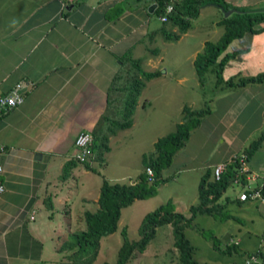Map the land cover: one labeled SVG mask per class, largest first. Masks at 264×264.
Returning <instances> with one entry per match:
<instances>
[{
  "label": "crops",
  "instance_id": "obj_1",
  "mask_svg": "<svg viewBox=\"0 0 264 264\" xmlns=\"http://www.w3.org/2000/svg\"><path fill=\"white\" fill-rule=\"evenodd\" d=\"M225 1L233 6L264 9V0ZM153 3L157 7L156 0H0V95L19 83L18 90L24 96L21 104L0 113V182L4 187L0 193V264L71 263L67 252L59 250V240L68 215L66 200L76 184L79 166L72 167L66 179L58 171L73 158L76 135L82 131L93 135L102 116L114 109L113 102L124 101L120 93L127 87V70L135 69L131 60L142 61L140 44L149 31L158 34L159 25L152 26L153 12H148ZM247 34L253 35L250 47L246 43L232 51L251 53L262 73L264 31L246 33L238 39ZM198 52L191 53L192 61ZM148 62H153L150 55ZM149 80L144 81L134 111ZM228 96L211 99L226 118ZM260 108L259 126L263 128V102ZM234 117L232 113L225 124L236 120ZM201 125L197 128L203 132L212 130ZM222 126L217 136H223L220 141L224 146L215 149L216 159L202 163L203 170L240 154L232 146L236 132ZM98 195L87 198L97 204ZM58 207L61 223L53 226V211ZM57 251L61 255L54 257Z\"/></svg>",
  "mask_w": 264,
  "mask_h": 264
},
{
  "label": "rangeland",
  "instance_id": "obj_2",
  "mask_svg": "<svg viewBox=\"0 0 264 264\" xmlns=\"http://www.w3.org/2000/svg\"><path fill=\"white\" fill-rule=\"evenodd\" d=\"M200 11V14L191 20L192 29H189L186 35L182 34L178 40H168L163 33L164 29L169 30L170 33H177L176 26H173L171 22L162 23L156 15L151 14L152 26L157 23L159 25L157 26L158 34H151L149 31L140 44L141 67L146 71L158 70L160 74L157 78L147 81L140 97L139 107L131 117L133 122L131 128L118 129L115 133L109 134L110 149L103 153V160L93 159L94 155H92L90 161L88 160L89 162L93 160L92 169L89 171L83 167L82 161L78 162L76 184L71 187V195L65 204L68 215L65 225L62 223L59 244L69 239L71 232L85 228L83 211L96 209L97 204L88 198L93 199V196L99 193L103 179L120 183L136 181L137 175L143 169L142 155L154 150V142L158 138L175 130L176 124L181 122L184 116V107L188 106L196 110L209 109L211 114H205L201 118V128L207 126L212 130L206 129L203 132L204 129L196 127L190 131L189 140L185 141V145L173 156L171 164L161 172V177L166 181L157 186L155 195L137 199L121 209L117 230L100 239L99 253L93 264L113 263L123 242L122 228L126 227L129 240H137L138 227L144 214L168 200L172 202L174 211L189 216V206L198 202V182L204 172L202 163L205 160L216 159L218 152L213 155L215 149L224 146L220 141L223 136H217L223 129L222 125L231 132H236L232 146L238 153L257 138L262 130L259 124L262 120L260 107L262 102L264 103V80L259 84L247 83L246 88L239 87L240 85H228L231 81L239 84V79L260 73L257 59L252 57L251 53L241 55L238 52L236 57L230 58L220 77L215 71L217 63L210 65L205 72L204 82L202 84L199 82L191 53L196 49L200 52L203 49L204 40L213 42L218 40L224 27L216 21L225 15L221 8L214 5H206ZM252 37L253 35L247 34L242 39L233 40L227 50L233 52L232 50L244 47L246 43L250 47ZM153 50L157 53L155 54ZM149 55L153 60L151 64L148 62ZM162 69H166V72H162ZM134 70H127V73L132 74ZM126 92L127 89L123 88L120 95L125 96ZM227 94L230 95L226 97L230 101L228 118L222 115V109L219 110L211 100L219 95ZM115 96L119 98L118 95L115 94ZM244 103H247V106ZM122 106V102H113L114 109L109 111L110 119L121 122ZM232 113L236 120L229 125L225 124ZM115 122L111 128H116ZM97 128L95 130L97 136L94 135L96 140L102 135L101 132H106V124L99 123ZM213 133L216 134L213 135ZM208 135L212 137L207 139ZM249 166L252 170L264 174V144L251 157ZM58 172L61 177L63 171ZM59 182L65 185L61 183V180ZM241 190L242 187L232 184L219 201L225 202L226 196L237 198ZM58 191L56 190V194ZM66 195H68L67 192ZM56 209L53 211L56 218L52 221L53 226L55 222L61 223L59 220L61 209L59 207ZM228 214L234 218L226 219ZM66 225L68 227H65ZM184 232L195 246L194 257L200 264H240L249 257V254L255 252L256 248L259 247L261 251H264V204L258 200L246 201L240 205L228 202L221 214L199 215L193 219L190 226L184 228ZM210 234L217 238L216 241L221 248H224L230 239H240L237 252L232 251L228 255L214 249ZM173 241L170 224L157 227L155 237L146 249L141 253L135 251L128 264H179L178 251ZM60 255V253L54 254V257Z\"/></svg>",
  "mask_w": 264,
  "mask_h": 264
},
{
  "label": "trees",
  "instance_id": "obj_3",
  "mask_svg": "<svg viewBox=\"0 0 264 264\" xmlns=\"http://www.w3.org/2000/svg\"><path fill=\"white\" fill-rule=\"evenodd\" d=\"M157 7L152 14L157 17L166 16V21L171 22L173 26L177 27L178 32H168L164 29V36L168 40H178L181 35L191 27V20L199 15L200 9L206 5H214L224 10L235 8L236 11L229 16H223L218 24L224 27L223 33L217 41L213 42L206 40L203 49L198 52L193 60V66L198 76L199 82L204 81L205 72L210 65L217 63L216 74L220 77L224 66L242 50L229 52L227 51L228 44L236 39L242 37L246 33H260L264 31V9H250L247 7L233 6L225 0H156ZM171 4L173 9L166 12V6ZM154 51V50H153ZM155 53L157 51H154ZM134 72L130 74L127 82V92L124 96L122 106L121 122L116 119H110V115L105 113L100 119L99 123L106 124V132H102L100 137H97L95 131L93 133V140L91 145L93 159L103 160V153L109 151L108 145L109 134L115 133L118 129L128 128L132 124V113L135 109L137 98L144 87L145 80H149L160 73L158 70L145 71L141 67L140 59L131 60ZM264 80V72L255 76L239 79V84L229 82V86L240 85L244 86L247 83H258ZM15 87V86H14ZM184 116L182 121L176 124L175 130L158 138L154 142V150L151 153H144L142 155L141 163L142 171L137 175V179L131 183L110 182L103 179L99 189L97 198V207L95 210H85L83 214L85 228L71 232L69 239L64 240L60 247V251L67 252L66 257L74 264H93L98 256L100 249V239L117 230L118 221L121 214V209L130 205L137 199H144L155 195L157 186L166 181L161 177L163 169L168 167L173 159L175 153L185 145V141L190 135V131L197 127L201 118L210 113L209 109L196 110L190 107L183 108ZM264 117V113H263ZM116 121V122H115ZM119 121V120H118ZM115 122L116 128H111ZM110 126H109V125ZM96 130V129H95ZM92 134V133H91ZM264 140V122L263 128L258 137L252 140L244 150L237 154V156L230 162L225 161L224 170L219 178L213 176V165L207 166L198 182V202L189 206V216L183 213L176 212L173 209L172 202L168 200L166 203L157 206L155 209L147 212L142 217L137 240H129L127 236L126 227H123L121 234L123 242L118 249L117 258L113 263L105 264H128L135 251L143 252L150 241L155 237L156 228L164 224H170L172 227V235L174 238L173 245L177 248V260L179 264H200L194 257L195 246L191 243L185 235L184 228L192 224L193 219L199 215L213 216L221 214L225 210L228 202L240 205L243 201L238 198L225 197V202L221 203L219 200L225 194L227 188L231 186L233 180L238 173L239 159L242 155L245 156L247 162L259 149ZM98 141V142H97ZM74 144V142H73ZM75 147V146H74ZM74 154V153H73ZM90 156V157H91ZM90 158L82 161L86 169H92L90 165ZM89 160V161H88ZM79 160L74 156L65 162L62 179H66ZM218 163V162H217ZM148 168L151 173L148 172ZM242 181H246L242 177ZM262 195L264 196V187L262 188ZM234 218L231 214L226 216V219ZM213 239V248L223 253L231 254L232 251L237 252L240 245L239 241L230 239L224 248H221L217 243V238L210 234ZM240 253V252H239ZM255 256L256 261L247 263L246 261ZM240 264H264V251L256 248L255 252L249 254V257Z\"/></svg>",
  "mask_w": 264,
  "mask_h": 264
},
{
  "label": "built area",
  "instance_id": "obj_4",
  "mask_svg": "<svg viewBox=\"0 0 264 264\" xmlns=\"http://www.w3.org/2000/svg\"><path fill=\"white\" fill-rule=\"evenodd\" d=\"M173 9L172 5L169 4L166 6V12H169ZM162 21H166V16H161ZM20 84L17 83L15 87L8 93L0 95V113L2 110H7L8 108L14 107L18 104H21L24 100V96L19 92ZM93 135L90 132H80L76 135L74 139L75 152L73 156L79 161H85L90 158L92 151ZM225 163H217L213 165V176L219 178L224 170ZM3 171L2 165L0 164V175ZM148 172L151 173V170L148 168ZM245 175L246 181L243 183L241 181V175ZM234 183L243 186L239 199L246 200H258L261 204H264V196L262 195V188L264 187V175H261L256 172L249 170L245 156L242 155L239 159L238 173L236 174ZM4 190L3 184L0 182V193ZM32 217V216H31ZM255 256H251L246 262L250 263L256 261Z\"/></svg>",
  "mask_w": 264,
  "mask_h": 264
},
{
  "label": "water",
  "instance_id": "obj_5",
  "mask_svg": "<svg viewBox=\"0 0 264 264\" xmlns=\"http://www.w3.org/2000/svg\"><path fill=\"white\" fill-rule=\"evenodd\" d=\"M155 7H156V4L155 3H153V4H151L149 7H148V12L149 13H152L153 11H154V9H155ZM222 10V9H221ZM234 11H236V9L235 8H230V9H228V10H224V16L225 17H227V16H229L231 13H233ZM166 71V69H162V72H165ZM39 156V155H38Z\"/></svg>",
  "mask_w": 264,
  "mask_h": 264
},
{
  "label": "clouds",
  "instance_id": "obj_6",
  "mask_svg": "<svg viewBox=\"0 0 264 264\" xmlns=\"http://www.w3.org/2000/svg\"><path fill=\"white\" fill-rule=\"evenodd\" d=\"M237 156V154L236 155H234L228 162H230V161H232L235 157ZM221 162H223V163H225V161H221ZM221 162H218V163H221ZM215 164H217V163H215ZM215 164H213V165H215ZM247 164H248V167H249V170L250 171H252V172H255V171H253L251 168H250V166H249V162H247ZM256 173H258V172H256ZM259 174H261V173H259ZM261 175H264V174H261ZM242 177H244L245 178V175H241V181H242ZM243 183H244V181H243ZM233 185H235L236 183H232ZM231 184V185H232ZM236 186H240V187H242L243 188V186H241V185H238V184H236ZM238 197V199H239V195L237 196ZM240 200V199H239ZM241 201H243V200H241ZM247 201V200H246ZM251 201H253V200H251Z\"/></svg>",
  "mask_w": 264,
  "mask_h": 264
}]
</instances>
